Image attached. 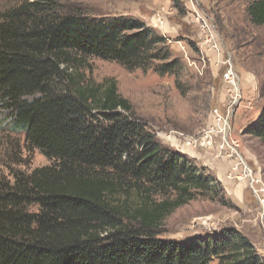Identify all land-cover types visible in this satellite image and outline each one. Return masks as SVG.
<instances>
[{
	"label": "trees",
	"instance_id": "obj_1",
	"mask_svg": "<svg viewBox=\"0 0 264 264\" xmlns=\"http://www.w3.org/2000/svg\"><path fill=\"white\" fill-rule=\"evenodd\" d=\"M246 13L264 26V0ZM92 59L162 76L180 66L140 20L90 19L64 0H23L0 14V103L10 131L51 162L0 178V264H264L232 229L160 238L169 216L216 199L221 185L160 143L114 79L97 83ZM247 133L264 141V110Z\"/></svg>",
	"mask_w": 264,
	"mask_h": 264
},
{
	"label": "rangeland",
	"instance_id": "obj_2",
	"mask_svg": "<svg viewBox=\"0 0 264 264\" xmlns=\"http://www.w3.org/2000/svg\"><path fill=\"white\" fill-rule=\"evenodd\" d=\"M251 1L64 0L68 9L90 19L140 20L167 40L179 60L175 74L163 76L151 70L128 71L116 62L90 61L94 80L114 79L160 143L206 169L221 185L216 199H197L169 216L160 238L196 242L232 229L264 260V207L251 191L240 159L264 184V141L247 133L264 110V26L250 23L246 10ZM22 3L2 0L0 14ZM201 18L213 31L202 30ZM211 35L212 44H206ZM227 61L239 77V97L224 80ZM10 117L0 103V178L12 169L30 173L50 165L39 150L26 149L23 132L10 131Z\"/></svg>",
	"mask_w": 264,
	"mask_h": 264
},
{
	"label": "built area",
	"instance_id": "obj_3",
	"mask_svg": "<svg viewBox=\"0 0 264 264\" xmlns=\"http://www.w3.org/2000/svg\"><path fill=\"white\" fill-rule=\"evenodd\" d=\"M193 4V1H192ZM203 23L202 26V30L205 31H209L212 30L213 28H211L208 23L206 22V20H204L203 18L200 19ZM213 38L214 35H211V38L208 37L206 39V44H212L213 42ZM217 48V47H215ZM228 62V61H227ZM228 66L229 69L227 70V72H225L224 74V80L226 81L227 84H229L230 86H232L234 88V90L236 91V95L238 93L239 97V77L237 76L233 66L231 65V62H228ZM238 99V98H237ZM237 99L235 100V102L237 101ZM215 113L221 117L219 111H215ZM240 157V155H239ZM241 162H243L245 164L246 170L248 171V177H249V186L251 191L253 192V194L255 195V197L258 199V202L261 206L264 207V184L261 182V180L259 179L258 175H255L254 172L248 167V165L244 162L243 158H241Z\"/></svg>",
	"mask_w": 264,
	"mask_h": 264
}]
</instances>
